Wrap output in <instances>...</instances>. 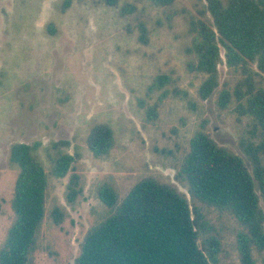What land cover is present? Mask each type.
Returning a JSON list of instances; mask_svg holds the SVG:
<instances>
[{
    "label": "rangeland",
    "instance_id": "374dc122",
    "mask_svg": "<svg viewBox=\"0 0 264 264\" xmlns=\"http://www.w3.org/2000/svg\"><path fill=\"white\" fill-rule=\"evenodd\" d=\"M67 1L0 0V249L15 219L11 201L19 167L10 163L11 146L39 142L37 155L49 186L36 264H75L89 229L110 213L98 197L104 182L113 184L121 199L145 177L173 184L189 196L176 174L204 120L215 141L252 169L239 147L250 120L238 117L234 106L226 111L217 106L224 83L236 78L220 65L221 86L202 101L198 90L205 77L187 70L189 24L205 10L206 0H176L168 7H156L152 0H117L116 6L70 0L64 8ZM123 9L130 12L122 15ZM141 26L149 33L147 44L140 42ZM160 74L170 76V83L149 94ZM165 91L168 97L161 101ZM156 105V116L149 119ZM100 124L109 125L115 139L103 159L88 146ZM60 140L72 143L74 169L85 186L72 206L65 200L69 177L50 175L46 149ZM59 204L68 216L58 227L50 214ZM198 205L222 239L218 264H241L240 225L228 213Z\"/></svg>",
    "mask_w": 264,
    "mask_h": 264
},
{
    "label": "trees",
    "instance_id": "16d2710c",
    "mask_svg": "<svg viewBox=\"0 0 264 264\" xmlns=\"http://www.w3.org/2000/svg\"><path fill=\"white\" fill-rule=\"evenodd\" d=\"M105 1L117 5V0ZM175 1L152 3L168 7ZM206 2L200 17L189 24L192 43L186 48L190 57L187 70L205 77L198 90L202 101L220 88V65L226 64L236 78L233 84L224 83L217 106L220 111L234 106L238 117L250 120L239 147L252 169L241 156L215 141L206 130L208 120H204L176 174L191 199L177 186L154 177L138 181L123 199L113 184L102 183L98 197L110 213L89 229L75 264H218L222 239L199 203L230 214L240 225L237 251L241 264H264V0ZM69 5L70 0L64 8ZM126 11L130 12L123 9L121 14ZM139 39L143 44L149 42L145 26H141ZM169 83L170 76L160 74L148 93L161 91ZM168 93L165 91L160 100ZM157 106L149 110V119L156 116ZM41 145L11 146L10 163L19 167L11 201L15 219L0 249V264H36L49 186V174L37 155ZM71 146L69 140H60L46 149L50 175L69 177L65 200L70 206L85 193L82 176L74 169L77 154L69 152ZM88 146L95 158L107 157L115 147L113 129L96 125ZM67 216V209L60 204L50 214L58 227Z\"/></svg>",
    "mask_w": 264,
    "mask_h": 264
}]
</instances>
